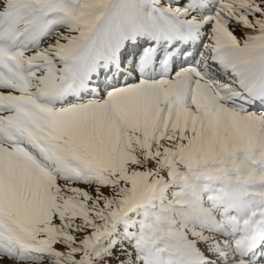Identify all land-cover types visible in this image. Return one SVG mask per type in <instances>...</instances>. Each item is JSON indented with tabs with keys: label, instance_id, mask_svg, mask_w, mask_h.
<instances>
[{
	"label": "snow or ice",
	"instance_id": "snow-or-ice-1",
	"mask_svg": "<svg viewBox=\"0 0 264 264\" xmlns=\"http://www.w3.org/2000/svg\"><path fill=\"white\" fill-rule=\"evenodd\" d=\"M0 264H264V0H0Z\"/></svg>",
	"mask_w": 264,
	"mask_h": 264
}]
</instances>
